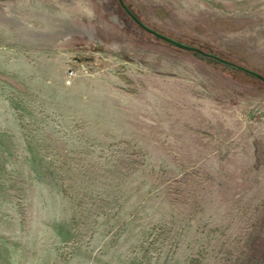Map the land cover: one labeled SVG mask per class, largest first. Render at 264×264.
Returning <instances> with one entry per match:
<instances>
[{
    "label": "rangeland",
    "instance_id": "1",
    "mask_svg": "<svg viewBox=\"0 0 264 264\" xmlns=\"http://www.w3.org/2000/svg\"><path fill=\"white\" fill-rule=\"evenodd\" d=\"M128 1L264 73V0ZM263 231V87L0 0V264H249Z\"/></svg>",
    "mask_w": 264,
    "mask_h": 264
},
{
    "label": "water",
    "instance_id": "2",
    "mask_svg": "<svg viewBox=\"0 0 264 264\" xmlns=\"http://www.w3.org/2000/svg\"><path fill=\"white\" fill-rule=\"evenodd\" d=\"M85 18L100 45L142 64L176 63L264 88V73L206 45L163 31L128 0H55ZM249 264H264V231Z\"/></svg>",
    "mask_w": 264,
    "mask_h": 264
}]
</instances>
